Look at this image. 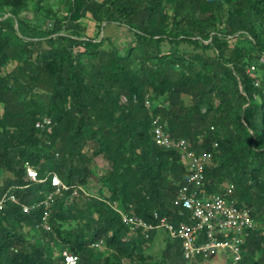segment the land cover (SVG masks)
<instances>
[{
  "label": "trees",
  "instance_id": "trees-1",
  "mask_svg": "<svg viewBox=\"0 0 264 264\" xmlns=\"http://www.w3.org/2000/svg\"><path fill=\"white\" fill-rule=\"evenodd\" d=\"M29 2L0 0V12L17 22L0 20V199H18L0 212V264H64L61 245L80 257L78 264L204 262L187 261L181 241L169 236L161 258L145 255L158 230L146 238L116 211L149 223H157L155 213L176 224L185 219L175 199L189 170L177 150L156 143L154 115L171 138L186 140L199 156L212 154L207 190L219 192L229 181L258 227L237 264H264V0H170V15L164 0H67L69 22L56 20L51 27L42 17L27 16ZM87 14L104 33L129 27L139 45L122 53L106 34L101 41L85 38L81 20ZM66 30L73 36L60 35ZM239 34L253 41V49L231 45ZM173 41L216 55L189 58L178 43L165 52ZM43 43L49 49L36 61ZM76 46L83 49L74 51ZM255 52L261 53L257 59ZM43 83L50 94L36 92ZM47 118L49 132L41 127ZM84 159L88 170L75 165ZM28 163L41 178L54 173L71 188L57 195L53 233L39 245L22 244L19 228L40 225L44 209L25 213L23 207L47 199L54 188L50 181H28ZM92 183L98 195L89 202L90 223L65 229L78 217L73 199L84 197L81 191L73 197L74 189ZM100 241L112 255L92 248Z\"/></svg>",
  "mask_w": 264,
  "mask_h": 264
},
{
  "label": "built area",
  "instance_id": "built-area-1",
  "mask_svg": "<svg viewBox=\"0 0 264 264\" xmlns=\"http://www.w3.org/2000/svg\"><path fill=\"white\" fill-rule=\"evenodd\" d=\"M255 69L252 66L248 71L253 72ZM146 105L149 110L152 109L149 100ZM51 123L47 118L41 127H49ZM153 127L156 143L161 147L177 150L181 154L182 163L189 170L188 180L175 199V205L186 212L183 214L185 219L176 224L171 218L155 213L157 223H149L140 217L116 209L123 224L132 231H140L146 238H149L153 231L163 229L171 239L181 241L183 256L189 262L220 258L230 259L231 264L239 263L243 259L247 240L258 229L251 210L239 204L235 197V186L232 184L224 185L219 192L207 190L205 172L212 163L211 153L199 156L186 140L171 138L166 133L160 116H153ZM51 129L49 127L48 130ZM26 171L28 181L35 184L50 181L54 188L47 199L23 207L25 213H30L34 209H44L40 226L50 232L52 225L49 218L55 204L54 195L71 188L63 183L57 174L48 173L45 178H41L38 170L29 163L26 165ZM79 189L86 193L82 187ZM78 191L75 189L74 194L76 195ZM8 201L18 203L15 195L6 194L0 199V212L4 210ZM63 257L64 264H78L80 261V257L68 249L63 252Z\"/></svg>",
  "mask_w": 264,
  "mask_h": 264
},
{
  "label": "rangeland",
  "instance_id": "rangeland-1",
  "mask_svg": "<svg viewBox=\"0 0 264 264\" xmlns=\"http://www.w3.org/2000/svg\"><path fill=\"white\" fill-rule=\"evenodd\" d=\"M95 1L101 2L102 0H95ZM163 6H165V8H166V13H168L170 15V13L172 12V9H173V5L170 3V0H164ZM68 11H69V6L67 4V0H30V2L28 4V8L26 10V14L29 18H32V19L36 16L44 18L46 23L51 27L52 25L55 24L56 20H61L63 25H66V23L69 22V20L66 18L68 13H69ZM3 19H9V21L12 23V25L17 27L16 19L14 17H12V15L9 12H0V20H3ZM81 23L83 25V29H84V32L86 34L85 38L89 37V38H92L94 41H101L104 34H106L105 36H109L111 38V40L113 41L114 46H116L119 49V51L122 53H125L129 49L137 47L139 45V43L137 42L133 32L129 29V27L112 28L107 33H104L99 26V22H97L91 14H87L81 20ZM168 25L171 26L170 23ZM60 35L72 37L73 33L71 31L66 30V31H63ZM75 38H77V37H75ZM208 42H209V40L206 41L205 43H208ZM175 43L177 44L178 42L173 41V43L165 44L164 51L168 52L170 50V48L173 45H175ZM108 45H109V43L107 42V46ZM231 45L243 47L246 49H253V46H254L253 41L250 40L246 35H242V34H239L237 39H235L234 41L231 42ZM178 47L181 49V52L184 53L189 58H193L196 55L201 54V53L206 54L207 57H209L211 59H213L214 56L216 55L214 49H209V50L203 51L201 49L194 48L190 43L184 42V41L178 43ZM45 49L46 50L49 49V46L47 43H43V44L37 46L35 49L33 59L38 61L37 59H38L41 51L45 50ZM82 49H83L82 47H78V46L74 47V51H78V50H82ZM260 54L255 52L253 54V56L257 59L258 55H260ZM262 60L264 61V57L262 58ZM229 61H228V59H226L224 62H225L226 66L231 67L232 64ZM199 66L201 67L202 65L200 64ZM248 66L249 65L246 64V66H245L246 70L250 69V68L248 69ZM14 67H15L14 64L10 65V67L5 71V73H7L10 69H13ZM259 75L264 76V71H261ZM49 87L50 86L48 83H43L42 85H40L37 88L36 92H38L40 95L50 94ZM185 101L187 104H190L189 98H185ZM257 101L260 102L259 97H257ZM1 113H2V106H0V115H1ZM48 132H49V130H48ZM86 161L87 160H85V159H84L85 163L75 161V165H79L80 167L83 165L84 168L88 170L89 166H88V162H86ZM226 184L231 185V183L229 181H226L225 185ZM95 187L96 186L93 185V183L90 185L89 189L82 187L86 192V193L82 192L84 194V197L81 196V197L73 199L74 200V206L72 207V210L76 213V215L78 217L73 218L70 221L64 223L65 229H70L73 227H83L86 223H90V220L87 217V215H88L87 211H88V208L90 207L89 202H91L92 195L93 196L98 195V193L96 194V188ZM75 189H78L80 191L79 188H75ZM75 189H74V191H75ZM57 195H59V194L54 195L55 200H56ZM76 195L73 192L72 196L74 197ZM54 206H55V204H54ZM54 206L52 208L51 216L53 215V212L56 211V208L54 209ZM114 207L117 208L116 205H114ZM49 219H51V217ZM51 232L53 233V227H52V230L50 231V233ZM19 233L23 237L22 244L27 243V244H32V245H39L42 243H47L50 240V238L47 237V235H46L48 232L46 230H44L40 225L35 226V225H31L29 223L23 224L19 228ZM167 240H168V235L166 234V232L163 229L158 230L156 232V235L154 236V238L149 240L147 242V244L144 246V248H143L144 254L148 255V256H152V257H154V259L161 258V256L164 253ZM96 244H98L97 247L95 246ZM92 248H95L104 256H107L110 254L112 255V253L114 252V251L107 248L106 243L104 241H100L98 243L92 244ZM58 249H59V252L61 253V252H64L67 248L62 247V245H61V246H59ZM123 263L124 264H139L137 262L136 263L132 262L128 259H123ZM198 264H231V261H230V259H213L210 261L199 262Z\"/></svg>",
  "mask_w": 264,
  "mask_h": 264
},
{
  "label": "crops",
  "instance_id": "crops-1",
  "mask_svg": "<svg viewBox=\"0 0 264 264\" xmlns=\"http://www.w3.org/2000/svg\"><path fill=\"white\" fill-rule=\"evenodd\" d=\"M218 259H220V258H218Z\"/></svg>",
  "mask_w": 264,
  "mask_h": 264
}]
</instances>
